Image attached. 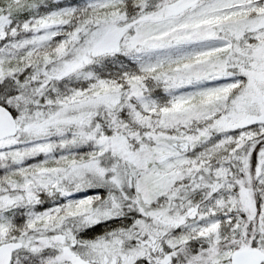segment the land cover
I'll list each match as a JSON object with an SVG mask.
<instances>
[{
  "label": "snow or ice",
  "instance_id": "6c2138e0",
  "mask_svg": "<svg viewBox=\"0 0 264 264\" xmlns=\"http://www.w3.org/2000/svg\"><path fill=\"white\" fill-rule=\"evenodd\" d=\"M0 264H264V0H0Z\"/></svg>",
  "mask_w": 264,
  "mask_h": 264
}]
</instances>
